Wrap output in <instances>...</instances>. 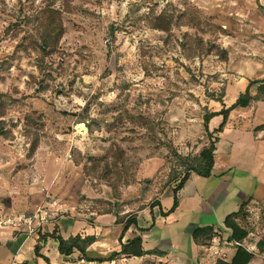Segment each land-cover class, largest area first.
Listing matches in <instances>:
<instances>
[{
	"label": "rangeland",
	"instance_id": "1",
	"mask_svg": "<svg viewBox=\"0 0 264 264\" xmlns=\"http://www.w3.org/2000/svg\"><path fill=\"white\" fill-rule=\"evenodd\" d=\"M47 6L61 11L64 34L45 57ZM263 79L264 0H0V194L29 206L25 216L46 212L47 223L72 210L149 209L172 193L174 154L208 144L203 116ZM239 115L216 163L264 181V156L256 160ZM254 205L248 219L264 235V207Z\"/></svg>",
	"mask_w": 264,
	"mask_h": 264
},
{
	"label": "crops",
	"instance_id": "2",
	"mask_svg": "<svg viewBox=\"0 0 264 264\" xmlns=\"http://www.w3.org/2000/svg\"><path fill=\"white\" fill-rule=\"evenodd\" d=\"M261 106L264 104L232 112H238L240 119L250 120V131L254 133L253 140L257 145L256 160L259 153H262L260 157L264 156V119L257 117ZM229 125L227 123L219 140L229 132ZM257 135L261 137L258 138ZM260 150L263 152H258ZM217 151L218 148L215 156ZM214 161L210 178L203 179L192 175L177 193L178 206L174 213L167 217L161 216V213L169 211L174 203L173 192L166 193L159 201V207L149 206V209L133 213L137 225L132 226L122 239H120L122 225L116 224L114 214L80 215L72 210L69 215L55 222L47 223L46 220L41 222L31 234L22 229L0 226V264L103 263L110 261L107 259L118 254L122 245L137 236H141L146 252L158 251L160 254H147L140 258L115 256L113 260L119 264H215L218 260L230 262L236 248L234 244L228 242L231 232L224 227V219L230 214L237 213L249 199L248 214L253 212L254 204H261L264 207V181L253 172H237L223 165L218 167L216 157ZM25 211L29 214V206L14 199L10 192L0 194V219L25 216ZM153 223L155 226L150 228ZM241 224L249 233L243 242V247L253 255L249 264H264V255L256 250V243L262 236L259 228H256L259 224L251 223L250 220L249 223ZM207 226L214 227L216 237L209 246H200L192 240V233L196 228ZM55 228L64 239L79 235L82 238L94 237L95 242L89 247L84 258L79 253L63 258L58 252L57 241L48 238L42 241L39 257L36 256L34 248L39 244L40 236L51 234ZM149 228V231L141 232Z\"/></svg>",
	"mask_w": 264,
	"mask_h": 264
},
{
	"label": "trees",
	"instance_id": "3",
	"mask_svg": "<svg viewBox=\"0 0 264 264\" xmlns=\"http://www.w3.org/2000/svg\"><path fill=\"white\" fill-rule=\"evenodd\" d=\"M61 11L56 10L50 6L45 7L40 16V31H39V51L43 56H51L54 54L62 36L64 34V26L61 20ZM171 21L163 19L162 30L170 27ZM158 27V28H160ZM264 104V79L260 81H251L247 85L245 91L241 96L232 104L226 108L222 104V109L219 112H207L203 116V128L208 141V144L203 147L199 155L195 156H180L174 154L175 161L173 170L170 173L167 186L175 184L172 192L174 203L172 208L166 213H161L162 217H167L174 213L177 209L178 202L176 195L184 187L185 183L192 175H196L203 179H208L212 176V172L215 165V152L217 144L219 142V136L224 132L227 123L229 121L230 114L237 109H247L257 104ZM0 103V118L3 115V108ZM221 117L222 122L219 127L213 131H210L209 124L216 118ZM38 141L35 139L31 145V151L34 152L37 149ZM250 203V199L246 204H243L237 213L228 215L223 222L224 227L229 230L230 237L228 242L235 245L236 252L230 262L218 260L215 264H249L253 258V255L243 247V242L247 239L249 233L242 227L243 222L248 218L247 206ZM159 207L160 203H152L150 207ZM103 214H113L107 212ZM116 217V224L122 225L120 239L124 237L126 232L132 227L136 226V219L133 216L130 217ZM154 223L150 228H153ZM149 229L141 230V232L149 231ZM192 240L200 246H209L213 239L216 237L214 227L207 226L203 228H196L192 233ZM48 238L55 239L58 243V252L63 258L71 257L74 253H79L81 257H85L89 247L95 242L94 237H84L77 235L64 239L59 235L58 230L55 228L51 234L41 235L39 244L34 248L35 255L39 257L40 244L42 241H46ZM256 250L259 254L264 255V235L261 236L260 240L256 243ZM147 254H160L158 251L146 252L143 248V242L141 236H137L126 244L121 246V250L118 254L111 256L107 260H113L115 256L124 258H140ZM26 264V263H23Z\"/></svg>",
	"mask_w": 264,
	"mask_h": 264
},
{
	"label": "built area",
	"instance_id": "4",
	"mask_svg": "<svg viewBox=\"0 0 264 264\" xmlns=\"http://www.w3.org/2000/svg\"><path fill=\"white\" fill-rule=\"evenodd\" d=\"M47 213L46 212H41V211H36L32 215L28 216H18L15 218H6V219H0V226L1 227H13L18 230H24L28 234L33 233L35 230V227L37 225H40L41 222H44L46 220ZM84 264H119L115 260L103 262V263H84Z\"/></svg>",
	"mask_w": 264,
	"mask_h": 264
}]
</instances>
